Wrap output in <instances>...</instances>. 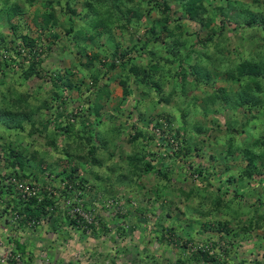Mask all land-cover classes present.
<instances>
[{
    "label": "rangeland",
    "instance_id": "374dc122",
    "mask_svg": "<svg viewBox=\"0 0 264 264\" xmlns=\"http://www.w3.org/2000/svg\"><path fill=\"white\" fill-rule=\"evenodd\" d=\"M58 1L8 0V8L16 3L23 13L12 17L10 21L0 13V34L5 38L1 48L7 46L5 50L8 51L2 52L5 57L15 54L10 41L13 38L11 24H15L18 31L36 38L38 50L43 49L41 67L47 73L42 78L35 77L26 85L29 90L40 87L41 94L45 95H48L51 86L47 74L53 68L69 66L76 72L73 76L75 79L81 75L77 73L74 63L87 61L93 52H98L100 58L105 59L106 43L105 36L101 35L102 27L96 30L94 38L88 37L89 33H85L84 38H69L65 32V27L70 24L69 18L66 19L68 13H61L56 3ZM66 1L81 13L85 0H61L60 3ZM2 4L0 0V6ZM178 6L174 3L171 14L182 18V27L188 33L197 32V35H193L196 42L209 34V26L219 25L220 17H217L203 29V25L187 19ZM207 8L205 14L210 15L211 8ZM49 10L58 16L57 25L52 28L45 26L39 16ZM152 19H155L159 28L161 20L151 14L126 42L120 28L112 27L113 36L129 49L132 40L144 42L147 24ZM75 20L80 23L82 17L76 16ZM227 23L226 32L218 37L222 45L207 50L211 58L207 59L206 70H218V75L212 76L209 81H196L188 72L177 77L174 72L162 69L163 75L165 72L168 74V78L163 80L172 78L171 82H164L163 95L155 88L141 87L130 79L133 93L123 98L118 84V71L113 73L115 79L110 82L108 74L101 78V84L107 80L109 93L99 99L104 104L99 113L107 114L108 117L100 118L99 122L107 121V127L114 137L112 151L109 150L114 160L120 166L126 160L123 169L119 170L121 174L112 175L114 178L121 176L124 182H99L94 177L95 173L92 174L89 169L84 172L82 175L88 181L82 185L84 190H81L86 194L84 206L87 208L82 206L80 216L88 224H95V227L75 229L64 224V219L58 216L54 221L41 219L36 227L25 228L24 235L23 232V236L19 235L25 237L33 254L31 263L26 255L21 258L23 263L20 264H170L178 258L185 259L188 264L216 263L206 262L199 255L196 257L194 253L198 248L215 255L217 263L264 264V220L259 226L253 224L249 228L248 225L251 217L262 220L264 216V203H258V198H264V183L258 181L264 177V160L256 163L261 173L257 172L252 177L248 175L252 168L248 167L245 155L248 148H254L256 152L261 148L256 146L262 142L264 125L258 119L250 125H242L249 114L244 119V108L236 106L233 109L229 105L236 101L238 97L235 93L246 82L245 77L239 81L234 76L238 75L239 64L247 53L243 54L247 38L254 31L237 27L234 23L232 25V22ZM54 33L57 39H54ZM79 50L83 52L78 53ZM194 50L195 53L202 52L198 45L194 46ZM135 53V49H132L129 56H135ZM181 65L185 68L186 61ZM14 76L17 77L16 74ZM88 83V80L83 79L79 92L75 89L67 92L69 105L64 109V115L82 113L88 118L89 125L96 128L94 123L99 117H95L88 109L98 99L96 90L87 91ZM258 109L250 112V115L257 114ZM49 115L53 116L51 112L46 113L42 119L48 121ZM42 123H37V120L32 123L36 131L31 135H24L15 127L0 128V139L13 141V146H24L23 155L31 157L34 154L32 144L38 142L39 146L43 142L42 136L53 126L51 121L46 125ZM137 132L143 135L131 141V136ZM167 144L174 150L186 147L189 153L167 163ZM228 147L231 154L226 158ZM45 149L42 147V151ZM84 153L74 154V159L82 160ZM49 160L47 156L43 161ZM146 161L153 167L146 166ZM2 162L4 159L0 151V168L4 170L6 166H2ZM97 173L101 175L106 172ZM245 183L247 186H244ZM71 215L82 221L77 215ZM218 222H224L229 228L228 232L219 231ZM6 236L0 233V237Z\"/></svg>",
    "mask_w": 264,
    "mask_h": 264
},
{
    "label": "trees",
    "instance_id": "16d2710c",
    "mask_svg": "<svg viewBox=\"0 0 264 264\" xmlns=\"http://www.w3.org/2000/svg\"><path fill=\"white\" fill-rule=\"evenodd\" d=\"M7 1L2 0L3 4L0 6V13L6 15L7 21H10L12 17L21 15L23 9L16 3L8 8ZM169 1L85 0L81 13L73 9L68 1L64 4L60 3L61 0L56 2L60 7L61 13H68L66 19L69 18L70 24L65 27V32L70 36L69 38H84L85 33H89L88 37L94 38L97 34L96 30L102 27L101 35L105 36L106 43L103 56L105 59L100 58L98 52H93L89 54L87 61L74 63L77 73L81 75L75 79L73 76H75L76 72L69 66L61 68L63 70L59 69L60 67L53 68L51 73L47 74L51 85L48 95L41 94L38 86L32 92L34 89L29 90L26 85L28 81L35 77L42 78L47 73H44L41 67L43 59L40 56L43 49L38 50L36 38L18 31L17 26L11 24L13 38L10 41L14 47L15 54L5 57L2 52H8L5 50L7 46L1 48L5 38L0 34V82L2 83L0 86V128L9 129L15 127L16 130L23 132L24 135H31L36 131L32 124L36 120L37 123L43 121V125L48 124L50 121L53 124L51 129L42 136L43 142L39 143V146H37L38 142L32 144L34 154L31 157L23 155V152H25L24 146H13V141L0 139V151H2L8 173L18 172L17 176L20 178L32 175L36 181L42 178V186L47 183L48 176L52 175L54 179L52 188L55 194L42 191L38 196L25 201L16 195L3 201V211L6 212L11 209L17 212L21 217L19 223L23 224V229L31 227V221L44 218L45 220L53 219L54 221L56 216L62 217L64 224L66 223V225L75 229L95 227V224H88L86 219H82L80 215H77V217L82 221L77 220L76 217L70 214H64L61 209V199L65 201L66 198H71V207L77 203H80L81 206L86 204V200H84L86 194L82 191L84 190L82 185L87 183L88 180L82 174L87 172L88 169L92 174L95 173L94 177L99 182L107 180H110L109 182H124L121 176L114 178L112 175L115 173L121 174L119 170L123 169L122 165L126 163V160H123L124 162L121 166L114 160L113 154L109 152V150L112 151L111 142L114 137L107 127V121L99 122L100 118L108 117L107 114L102 115L99 113L104 106V104L99 102V99L109 93L107 80L101 84V78L108 74L107 78L110 82L115 79L113 73L118 71V84L121 87L123 98L133 93L129 82L130 79L138 85L140 84L141 87L155 88L160 95H163L162 86L167 81L163 79L168 78V74L165 72L163 75L162 69L170 70L171 73L174 72L173 74L177 75V77H181L188 72L195 77L196 81L199 79L209 81L213 78L212 76L218 75V70H213L212 72H210L211 70H206L207 59L210 60L211 58L207 50L209 47L212 48L213 46L214 49H217V47L219 48L222 45V40L218 39V37L226 32L227 21L230 24L232 22V25L234 23L237 27L249 28L251 32L254 31L247 38V46L244 47L243 54L247 53L244 54L245 56L243 55L245 58L239 64L238 75L234 76L239 81L241 77H245L246 82L244 85H240L241 90L235 93V96L238 97L236 101L229 103V105L233 109H236V106L244 108L245 113L242 115L244 119L249 114L248 119L243 120L241 123L242 125H250L256 119L261 121V125H264V121H262L264 120V0H252L250 2H245L244 0ZM174 3L179 5L178 8L186 14L187 19L203 25V29L213 23V19L217 17H220V26H209V34L196 42L193 35H197V32L188 33L182 27V18L172 16L171 10ZM144 4L147 7H143ZM138 7L141 8L139 9ZM207 7L211 8L210 15L205 14ZM151 14L158 16L161 20V26L157 27L154 22L155 19H152L151 22L149 21L144 42L132 40L130 48L127 49V46H122L123 42L116 40L113 36L112 27L120 28L126 42V40L131 38L130 36L133 37L135 35L140 23ZM39 16L48 28L57 25L58 16L53 10L45 11ZM76 16L82 17L80 23L76 22ZM57 38V34L54 33V39ZM255 39L257 40L255 41ZM196 45L202 52L195 53L194 46ZM132 49L136 51L135 56H129ZM82 52L83 50L78 51V53ZM145 60L147 61L145 62ZM184 60L186 65L185 68H182L181 63ZM41 72L44 74H41ZM15 74L17 77L14 76ZM83 79L89 82L86 87L87 91L96 90L98 102L90 105L88 109L91 110L95 117H99L97 122H95L96 120L94 121L96 128L92 127L91 124L89 125L88 118L82 113H70V117L64 115V109L69 105L67 92L74 89L79 92L83 85ZM171 81L172 78L167 82ZM181 88L183 87L181 86ZM255 109H258V113L250 115V112ZM50 112L53 116L49 115V120L44 121L42 118L46 113L50 114ZM165 118L167 121V117ZM115 130L118 129L116 128ZM141 135H143L142 132H137L131 136V141H135ZM261 138L262 142L260 144L257 143L258 145L256 146V148L261 147L259 151L257 150L258 152L254 148H248L245 151L248 167L252 168L248 171V175H252V177L257 172L261 173L256 166L257 162L264 160V134ZM96 140L98 141L96 142ZM161 140H164L163 136ZM33 141L35 140L33 139ZM254 142L255 146L256 141ZM42 147L46 148L45 151H42ZM165 150L167 163L179 160L182 155L186 156L189 153V149L186 147L174 150V148H170L169 144L165 146ZM81 151H85L83 159L75 160L74 154H78ZM227 151V154H225L226 158L231 154L229 153L230 147H228ZM47 156L51 160L48 162L43 161ZM144 163L149 168L153 167L150 162L146 161ZM60 165H62L61 168H59ZM101 171L106 173L101 175L97 173ZM240 179L242 181L243 178L241 177ZM56 180L59 182L56 183ZM260 180L264 183V177H260L258 181ZM245 185L247 186L246 183ZM76 198L79 200L77 203L75 202ZM258 203H264V198H258ZM51 206H53V210L49 209ZM236 216L238 219L239 214ZM261 218L262 220H259V217H251L248 223L249 228L253 224L261 225L260 223L264 220V216ZM99 222L103 223L100 220ZM218 225L219 231L228 232L229 228L224 222H218ZM36 226L37 224L33 225V227ZM14 241L15 249L22 254V258L28 255L31 263L33 254L31 249L29 250L27 243L24 241L20 242L19 239ZM194 255L196 257L199 255L206 262L226 264V261L217 263L215 255H211L208 250H201V248H198ZM170 264L188 263L185 259L178 258Z\"/></svg>",
    "mask_w": 264,
    "mask_h": 264
},
{
    "label": "built area",
    "instance_id": "2783aa9c",
    "mask_svg": "<svg viewBox=\"0 0 264 264\" xmlns=\"http://www.w3.org/2000/svg\"><path fill=\"white\" fill-rule=\"evenodd\" d=\"M1 164L2 166H6L4 162ZM17 174L18 172L8 173L6 169L3 170L0 168V233H2V235H4V233L7 235L6 238H0V264H6L7 262L11 264L23 263L21 261L22 254L15 249L14 240L20 238V242L26 241L25 237L23 238L24 240H21L22 238L19 237V235H22L24 228L23 224L19 223V220H21L20 215L11 209L4 212L2 206L3 201L7 200V198L10 199L13 195L25 201L29 198L38 196L42 191L53 192V194H55L52 188L54 180L52 175L47 177V183L42 186V178L36 181L33 179L34 176L32 175L20 178ZM75 202H79L78 198L75 199ZM71 205V198H66L65 201L61 199V209L64 214L80 215L83 211L81 204L77 203L73 205V207H71ZM49 209L53 210V206L49 207ZM38 223H40V220L31 221L30 226Z\"/></svg>",
    "mask_w": 264,
    "mask_h": 264
},
{
    "label": "crops",
    "instance_id": "0c3cea01",
    "mask_svg": "<svg viewBox=\"0 0 264 264\" xmlns=\"http://www.w3.org/2000/svg\"><path fill=\"white\" fill-rule=\"evenodd\" d=\"M1 238V237H0ZM21 240H24L23 238ZM26 242V241H25Z\"/></svg>",
    "mask_w": 264,
    "mask_h": 264
}]
</instances>
